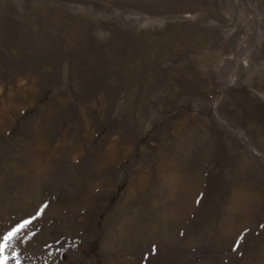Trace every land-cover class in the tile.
<instances>
[{"label":"rangeland","instance_id":"1","mask_svg":"<svg viewBox=\"0 0 264 264\" xmlns=\"http://www.w3.org/2000/svg\"><path fill=\"white\" fill-rule=\"evenodd\" d=\"M25 221L6 264H264V0H0Z\"/></svg>","mask_w":264,"mask_h":264},{"label":"snow or ice","instance_id":"2","mask_svg":"<svg viewBox=\"0 0 264 264\" xmlns=\"http://www.w3.org/2000/svg\"><path fill=\"white\" fill-rule=\"evenodd\" d=\"M197 203H199V200H197ZM40 211L42 212L43 209H41ZM30 223L31 221H25L23 225H20L16 229H13L7 235L0 236V264H6V260L4 256L6 245L4 241H10L16 239L18 235L22 232V230L25 228V226ZM17 264H19V261H17Z\"/></svg>","mask_w":264,"mask_h":264},{"label":"bare ground","instance_id":"3","mask_svg":"<svg viewBox=\"0 0 264 264\" xmlns=\"http://www.w3.org/2000/svg\"><path fill=\"white\" fill-rule=\"evenodd\" d=\"M175 183H173V185H174ZM139 185V183H137V185L136 186H138ZM134 186V185H133ZM179 190V189H178ZM179 193V192H178ZM174 196H175V194H174ZM181 197V196H180ZM174 198V197H173ZM183 202V201H182ZM128 203V202H127ZM174 203V202H173ZM185 204V203H184ZM180 207H181V205H180ZM170 209V208H169ZM172 209V208H171ZM174 209V208H173ZM132 210V209H131ZM175 210V209H174ZM153 211V210H152ZM170 211V210H169ZM180 211V210H179ZM150 212V211H149ZM154 212V211H153ZM174 212V211H173ZM156 213V212H155ZM127 214V213H126ZM135 214V213H134ZM176 214V213H175ZM180 214V213H179ZM178 214V215H179ZM177 215V216H178ZM176 216V215H175ZM138 218V217H137ZM128 220V219H127ZM139 220V219H138ZM142 220V219H141ZM156 221V220H155ZM120 221H118V220H115V226H114V228H115V230H117V231H120V228H119V225H121V224H119L118 225V223H119ZM139 222V221H138ZM157 223H159V221L158 222H156V224ZM139 224V223H138ZM139 226V228L140 227H144L142 224L140 225H138ZM159 226H160V224H159ZM121 227H122V225H121ZM130 229H132L131 227H129V225H126V224H124L123 225V229H122V231H123V233H125L126 232V235L129 237L130 236V238H131V231H130ZM122 231H120V233L122 232ZM141 232V231H140ZM136 233V232H135ZM150 236V235H149ZM138 238V237H137Z\"/></svg>","mask_w":264,"mask_h":264}]
</instances>
